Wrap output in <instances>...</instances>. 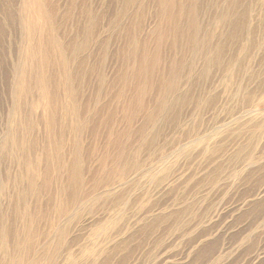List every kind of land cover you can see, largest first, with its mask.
Listing matches in <instances>:
<instances>
[{
	"label": "rangeland",
	"instance_id": "1",
	"mask_svg": "<svg viewBox=\"0 0 264 264\" xmlns=\"http://www.w3.org/2000/svg\"><path fill=\"white\" fill-rule=\"evenodd\" d=\"M195 1L0 0V264H264V0Z\"/></svg>",
	"mask_w": 264,
	"mask_h": 264
},
{
	"label": "bare ground",
	"instance_id": "2",
	"mask_svg": "<svg viewBox=\"0 0 264 264\" xmlns=\"http://www.w3.org/2000/svg\"><path fill=\"white\" fill-rule=\"evenodd\" d=\"M193 1L196 2L195 0ZM158 3L160 7V15L166 22V27L163 29L164 32L171 33L175 37L176 41H180L182 39L180 37L182 32L180 20L184 13L182 5L187 4L184 3L183 0H158ZM193 8L195 9L196 6L191 3L190 7L185 11V13L191 12ZM158 37H163V32L162 34H159ZM147 58L148 57L146 56H142L140 64L143 63L144 66L145 62L143 61Z\"/></svg>",
	"mask_w": 264,
	"mask_h": 264
}]
</instances>
